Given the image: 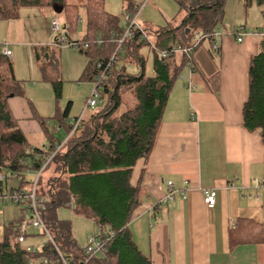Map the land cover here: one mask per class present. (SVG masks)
Returning a JSON list of instances; mask_svg holds the SVG:
<instances>
[{"label":"trees","instance_id":"obj_1","mask_svg":"<svg viewBox=\"0 0 264 264\" xmlns=\"http://www.w3.org/2000/svg\"><path fill=\"white\" fill-rule=\"evenodd\" d=\"M226 1L175 0L181 20L176 26L170 23L155 30L161 36L158 46H190L201 35L210 39L224 18ZM245 3L260 6L264 17V0H245ZM55 5L63 6L66 28L74 30L80 19L79 5L70 4L67 0H0V19L18 18L22 8L53 9ZM84 6L88 25L85 40L90 42V46L80 49L89 59L83 77L94 82L101 73L98 62H106L116 47L112 41L113 34L121 33L123 28L119 16L106 9L105 0H85ZM138 6L128 2L125 12L134 13ZM97 39L103 40L101 45L95 42ZM145 44L149 43L136 34L126 42L119 60L122 61V53L125 52L126 60L136 62L144 71L146 59L140 48ZM47 51L49 48L46 46L35 47L37 59L43 62V77L51 81L56 97L60 98L63 81L57 64ZM186 65L194 63L184 53L168 57L157 54L153 61L154 74L147 76L143 71L140 74L129 73L125 63L118 61L111 69L108 84L105 83L101 90L103 107L82 119L80 126L46 167L52 166V170L45 177L46 169L41 173L37 192L46 198L45 219L60 253L70 264H154L141 251L128 226L140 203V189L131 183V177L137 161L147 159L152 152L172 84ZM249 75L250 91L243 106V126L249 131L260 129L264 143V29L259 31V50L251 59ZM205 81L210 83L213 91H217L220 74L205 78ZM21 88L12 60L0 53V172L7 177L17 173L19 186H29L33 180L29 177L31 173L40 169L47 156L66 136L60 138L47 129L49 145L31 144L9 105V98L19 94ZM64 115H68V109ZM39 120L44 126V117H39ZM72 126L73 123L66 126L67 135ZM7 188L8 180L0 181V190ZM69 205L77 214L92 219L102 237L111 236L104 251L88 258L85 249L79 247L72 223L57 215L58 207ZM22 213L23 218L30 214L28 206L24 205ZM24 219H15L5 225L0 239V264H29L30 261L42 264L44 258L49 259L50 264H64L52 243L44 242L36 252H32L27 249V241H18ZM246 223L252 224V228H247ZM257 226L258 230H255ZM24 231L26 239L32 236ZM263 237L264 228L253 221L241 220L230 230V246L256 242Z\"/></svg>","mask_w":264,"mask_h":264},{"label":"crops","instance_id":"obj_2","mask_svg":"<svg viewBox=\"0 0 264 264\" xmlns=\"http://www.w3.org/2000/svg\"><path fill=\"white\" fill-rule=\"evenodd\" d=\"M128 2L139 4L134 0ZM176 6L173 12L179 13L177 3ZM58 15L54 8H46L42 26L29 22L30 27H26L36 39L28 45L43 79V62L37 59L36 46L49 48L47 52L60 74L53 50L61 46L55 44V33L51 30L52 19ZM180 20L181 17L178 21L175 18L156 27L148 21L139 23L152 33L153 42L160 45V32L155 30L170 23L176 26ZM239 25L222 20L220 34L216 36L218 48H214L211 38H204L197 45L192 55L194 65H186L172 84L150 156L139 159L134 166L131 183L140 189V203L128 226L141 251L154 264H264V237L230 246V230L239 221H253L264 228V186L256 182L264 179V143L260 129L249 131L243 126V106L250 91L249 69L259 50V34L246 30V24ZM235 29L246 32L242 41L231 34ZM88 65L89 59L82 80H87L83 75ZM218 73L219 89L213 91L205 78ZM19 80L21 92L9 98V105L31 142L30 136L37 134L41 126L34 124L31 113L38 112L25 96L26 90ZM67 109L69 115L70 105ZM170 180L186 196L177 192L172 203L158 205ZM207 189L217 192L212 210L204 200ZM22 209L4 210V217L10 218L2 221L3 233L5 225L19 218H25L23 225L28 232L31 218H23ZM245 226L252 228V224ZM254 229L258 230V226Z\"/></svg>","mask_w":264,"mask_h":264},{"label":"rangeland","instance_id":"obj_3","mask_svg":"<svg viewBox=\"0 0 264 264\" xmlns=\"http://www.w3.org/2000/svg\"><path fill=\"white\" fill-rule=\"evenodd\" d=\"M134 1L138 2L141 6L138 20L142 22L148 21V24H154L152 25L154 27L158 24L160 25L162 22L166 24L168 21H172L175 18L178 21L181 17L180 12H173L176 9L175 7H177L175 0ZM67 2L79 5L78 10L80 13V19L78 24H76V28L70 31L66 28L67 26L64 23L66 19L65 13H59L60 15H58V17L62 21L61 32L64 34L65 32L68 33V40H79L83 43L86 41L85 36L88 28L86 8L84 6L85 0H67ZM127 2L128 0H105L106 9L119 16L122 28L124 26L123 14L126 13L124 9L127 6ZM44 9L46 8L26 7V9H21L20 20L18 18L6 20L0 19V53H2L5 45H7L12 52H14L13 57L11 56L10 58H12L16 76L22 80L24 90H26L25 96L30 99L38 112V114H35V112L31 113V116L34 118V124L39 123V127L41 126V128L37 134L31 135L30 139L32 143H39V146H46L50 144L49 136L46 132L47 129L51 134L59 136L60 138L67 136V124L73 123L74 118L79 117L82 114L87 99L90 97L95 87V82L84 79L82 80L83 69L86 67L88 60L87 56L81 53L80 49H74L66 43L61 44L60 48L54 47L53 50V56L59 62V75L63 81V92L61 98H56L51 81L42 78V73L38 63L31 53L32 47L28 45V42L32 39H36L33 34H29L26 27H30V24L32 23L34 25L42 26L44 22ZM261 9L262 8L255 3L245 5L243 0H227L223 21L225 22L226 19H228V21H232L236 25L246 24V30L248 31H261L264 29V17ZM50 11L52 10H48V12ZM149 29L152 31L151 27H149ZM57 34L58 33H55L53 35L57 38ZM148 34L150 38L152 33L149 30ZM39 35L45 38L43 33H39ZM154 39V37L150 38L151 41ZM5 41H8L7 44H5ZM140 53L146 59L144 71L136 62L126 60L127 56L125 52L122 53L123 59L122 61L120 59L119 62L121 64L125 63L128 72L131 74H140L143 71L147 76L153 75V61L157 52H155L150 44H145L141 46ZM68 105H70V112L69 115L65 116L64 112ZM102 107L103 105L100 104L95 109H88L85 113V117ZM26 112L28 113L27 110ZM39 117H44V126L40 123ZM63 122H65L64 125L61 124ZM58 127L60 131L57 130ZM51 170L52 166L48 167L44 171L43 177H45ZM29 177L34 179L36 177V173H31ZM12 186H19V180L9 176L8 187ZM13 207L19 209V207L22 208L24 205H19L11 200L0 202V239L3 238L2 221H7L10 218L4 217L3 212L4 210H11ZM57 215L58 218L66 221L68 220L72 223V230L76 241L80 248H84L87 245L88 238L94 235L97 228L93 220L77 214L74 207L71 205L58 207ZM26 216L27 219L30 218V214H27ZM27 230L32 234V236H30L27 240L28 244L38 245L45 241V237L39 235L30 224L27 225Z\"/></svg>","mask_w":264,"mask_h":264},{"label":"built area","instance_id":"obj_4","mask_svg":"<svg viewBox=\"0 0 264 264\" xmlns=\"http://www.w3.org/2000/svg\"><path fill=\"white\" fill-rule=\"evenodd\" d=\"M140 7L138 6L136 11L134 13L126 12L123 14L124 18V26L123 31L121 33L115 32L113 34L112 41L116 43V47L109 57V59L106 62H98L97 66L101 70V73L99 77L97 78L95 82V87L90 95V97L87 99L86 105L83 109L82 114L79 117H76L73 121V126L71 128V131L69 134L63 139V141L60 144L56 145V148L47 156V159L44 161L43 165L40 167L38 171H36V177L32 180L31 184L28 186H17V187H8L5 190H0V202L5 200H11L14 203H17L19 205H26L29 208L31 219H30V225L32 228L39 234L45 237L44 242H50L54 245V247L58 250L60 256L62 257V260L64 264H70L69 260L64 258V256L60 253V250L56 244L53 232L51 231L46 219H45V213L47 211V203L46 198L44 196L38 195L37 187H38V181L41 176V173L46 169V167L49 165V163L54 159L56 154L62 149L65 143H67L70 136L73 134V132L80 126V123L82 119L84 118V114L87 112L88 109H95L98 105H100L103 102L102 98V89L104 87V84H108V79L111 75V69L113 66L119 61V54L124 51L125 44L128 40L132 39L136 34H139L141 38L145 39L150 46L157 52V54L161 57H168L175 53H184L189 57V59L192 58V55L194 53L195 47L198 45V43L205 37L204 35L197 36L196 43L190 46H181V45H173L170 48H161L156 43L150 40L148 31L141 26L138 20V15L140 12ZM61 24L62 21L58 16H55L52 19L51 22V30L54 33L57 34L56 42L55 44L61 45V44H68L74 49H86L90 46L89 41L80 42L79 40H68V33L61 32ZM259 34V31H255ZM220 34V31L217 30L213 33L211 39H213V46L214 48H218L216 36ZM233 36L237 38L238 41H242L244 39V36L246 32H243V30L235 29L231 32ZM101 39L95 40V42L98 45L102 44ZM5 44L7 42L5 41ZM2 53L5 54L8 57L12 56V51L5 45L3 47ZM28 151V150H27ZM18 176L17 173H13L10 175L11 178L16 179ZM9 177L6 176L5 173L0 172V181L4 182L6 179L8 180ZM258 185L264 186V179L256 180ZM168 191L164 195V197L158 202V205H165L172 203L177 195L178 190L175 188V185L173 181H168ZM181 197H185V191L180 190L178 192ZM216 196L217 192L215 189H207L205 190V204L208 209H213L216 204ZM24 225L22 226L21 233L18 236L19 242H25L26 235L24 231ZM111 236H108L106 238L102 237L100 229L94 233V235L90 236L88 238L87 245L84 247L85 252L87 254L88 258H91L94 254L104 251L106 249L107 241L110 240ZM43 242V243H44ZM40 246L38 245H27V249L32 252H36ZM29 264H35L34 261H30ZM42 264H50L49 259L44 258L42 260ZM51 264H54L51 262Z\"/></svg>","mask_w":264,"mask_h":264},{"label":"water","instance_id":"obj_5","mask_svg":"<svg viewBox=\"0 0 264 264\" xmlns=\"http://www.w3.org/2000/svg\"><path fill=\"white\" fill-rule=\"evenodd\" d=\"M54 10L57 12V13H61L63 11V6L61 5H55L54 6ZM13 96V95H12Z\"/></svg>","mask_w":264,"mask_h":264}]
</instances>
